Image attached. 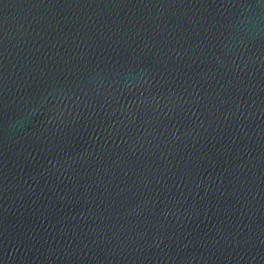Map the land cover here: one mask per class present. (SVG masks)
Listing matches in <instances>:
<instances>
[{
  "label": "water",
  "instance_id": "obj_1",
  "mask_svg": "<svg viewBox=\"0 0 264 264\" xmlns=\"http://www.w3.org/2000/svg\"><path fill=\"white\" fill-rule=\"evenodd\" d=\"M0 264H264V0H0Z\"/></svg>",
  "mask_w": 264,
  "mask_h": 264
}]
</instances>
